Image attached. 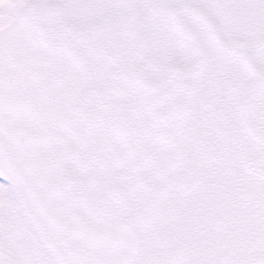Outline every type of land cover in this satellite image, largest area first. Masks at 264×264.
Returning a JSON list of instances; mask_svg holds the SVG:
<instances>
[{
  "label": "flooded vegetation",
  "instance_id": "obj_1",
  "mask_svg": "<svg viewBox=\"0 0 264 264\" xmlns=\"http://www.w3.org/2000/svg\"><path fill=\"white\" fill-rule=\"evenodd\" d=\"M103 2L43 32L85 68L63 183L80 227L137 237L132 264H264V0Z\"/></svg>",
  "mask_w": 264,
  "mask_h": 264
},
{
  "label": "water",
  "instance_id": "obj_2",
  "mask_svg": "<svg viewBox=\"0 0 264 264\" xmlns=\"http://www.w3.org/2000/svg\"><path fill=\"white\" fill-rule=\"evenodd\" d=\"M36 16L28 10L0 30V180L60 264H98L84 259L85 243L69 235L70 211L82 209L65 200L61 186L84 65L70 51L48 47ZM114 249L104 248L103 264H115L106 259Z\"/></svg>",
  "mask_w": 264,
  "mask_h": 264
},
{
  "label": "rangeland",
  "instance_id": "obj_3",
  "mask_svg": "<svg viewBox=\"0 0 264 264\" xmlns=\"http://www.w3.org/2000/svg\"><path fill=\"white\" fill-rule=\"evenodd\" d=\"M34 1H37V9L43 6L52 19L67 14L70 22L80 25L87 18V13L92 17V13L100 9L92 0H0V28ZM86 1L93 3L90 8H87ZM10 194L0 185V252L11 259L12 264H29L37 261L38 241ZM14 220L18 223L14 224ZM38 253L46 257L45 253ZM0 264H3L1 260Z\"/></svg>",
  "mask_w": 264,
  "mask_h": 264
}]
</instances>
